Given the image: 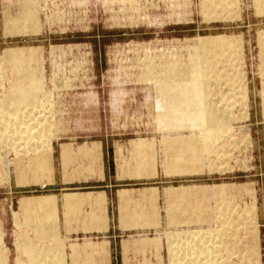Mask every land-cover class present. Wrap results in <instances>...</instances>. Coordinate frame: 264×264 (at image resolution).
Listing matches in <instances>:
<instances>
[{"label": "rangeland", "instance_id": "374dc122", "mask_svg": "<svg viewBox=\"0 0 264 264\" xmlns=\"http://www.w3.org/2000/svg\"><path fill=\"white\" fill-rule=\"evenodd\" d=\"M255 1L237 0L234 3V0H228L220 8L212 7L211 3L205 10V0H0V105L4 99L3 94H7L12 86L14 91V86H33L41 82V91L45 96L37 98L36 105L39 106L37 109L40 113H37L36 118L40 116V124H45L50 131L51 140L59 139L54 147L57 175L55 184H48L46 179L23 184L13 181L12 184H7L4 171L0 170V264H69L68 240L82 242L85 238L96 240L113 235L116 238L129 236L140 241L152 237L169 241L170 233L188 236L189 233L200 230L218 232L223 227L227 231L223 243H217L214 238L212 239L217 244L211 241V244H215L214 249L218 250L216 254L222 259H219L221 263L217 256L215 264H243L244 261V264H264V50L259 42L264 39V5L260 4L258 7ZM14 21L18 23L13 25ZM25 26L27 28L23 30ZM221 36L226 40L228 38L230 44L225 40V48H218L219 55L213 56L214 58L210 56V67L217 69L214 72L215 69L211 68L209 78L223 79L224 75L231 74L233 79L234 74L235 78L244 74L243 86L248 91L250 119L246 122L238 119L239 122L231 123L234 135L228 140L233 145L229 144L228 149L221 151L228 140H220L221 146L218 143L216 149H220L221 155L219 152L217 156L210 157V160L206 155L202 165L198 164L199 167L196 164L198 162L191 161L193 164H190L187 161L186 165H189L180 167V172L176 169V173L171 172V169L179 167L171 168L175 146H164L165 140L177 136L196 137L197 134H193L188 128H181L179 132L173 130L171 133L168 129L161 128L165 122L161 123L159 117L162 110L159 105L162 98L160 96L163 94L158 84L166 80H180L170 70L192 69V64L196 61L192 56L195 54L194 46L197 41ZM13 50L32 53L25 57L30 61L24 59V64L21 65L24 69L29 68L28 71L23 69L19 78L16 64L3 59L5 54ZM222 57L225 60L219 61L218 58ZM231 62L232 65L226 68ZM234 65L237 69L231 71ZM31 79L37 82L32 84ZM220 83V97L231 104L229 109L239 117L244 108L240 107L237 87L230 90L222 81ZM24 108L18 107V113ZM10 117L9 120L12 121L13 116ZM103 139H109L110 142H131L137 139L148 142V149L151 148L153 153L149 150L151 154L134 158L136 178L130 182L132 186L158 187L161 190L194 186L196 191L191 192V195L180 193V198L171 201L172 204L182 202L174 205L175 210L172 205L168 208L170 200H165L164 205L161 203V209L167 216L163 213L164 224L159 226H139L109 232H53L51 229L56 228V219L46 209L42 214L48 220L45 218L47 222L44 227L50 231L40 230L42 224L34 221V227L44 234L37 233L39 231H34L35 228L32 231L25 229L27 234H21L19 231L22 228L19 229L16 225L14 213L20 218L25 216L24 211L19 208L22 199L43 198L50 194L63 195L86 189L85 184L62 183L63 167L57 159L58 145ZM1 145L4 147L3 142H0V147ZM230 146L233 148L230 149ZM5 148L10 152L12 160L13 153ZM7 151L4 152L3 159L9 161ZM189 151L191 152L180 153L184 156L193 154V150ZM180 155L174 159L182 156ZM182 157L180 161L184 159ZM11 163L10 161V166ZM2 165H6V162ZM190 165H195V171L192 169L194 172L186 170ZM14 167H8V170L12 171ZM166 168L171 171H166ZM79 178L78 174H74L71 179ZM219 187L222 190L219 191ZM199 188H205V194L198 193ZM210 193L211 196L208 195ZM186 198H189L190 204ZM198 204H202L197 206L201 211H197ZM251 206L254 209L250 210ZM179 219H183L180 225L168 222ZM25 223L28 226L26 220ZM199 234L201 233H198V237ZM31 240H35V244L30 243ZM182 241L184 246L176 247L179 257L177 261L188 264L183 252H190L192 249H187L191 247L187 244L189 242L186 243L184 239ZM182 241H179L180 246L183 245ZM29 243L35 247L34 250H25L30 246ZM171 249L169 248V253ZM30 251H34L33 256H29ZM142 252L143 256L148 254V250ZM172 253L175 251L172 250ZM148 257L143 258V264H172L169 263L170 255L168 258L166 252L158 260ZM33 258H36L37 263L32 261ZM82 261L83 264H91L83 259ZM228 261L230 263H226Z\"/></svg>", "mask_w": 264, "mask_h": 264}, {"label": "bare ground", "instance_id": "6f19581e", "mask_svg": "<svg viewBox=\"0 0 264 264\" xmlns=\"http://www.w3.org/2000/svg\"><path fill=\"white\" fill-rule=\"evenodd\" d=\"M227 1L228 0H212V1L211 0H205V4H203V5L206 6V7H203V8H205V10H206L211 3L213 4L212 7H219L220 8L222 6H225L226 3H228ZM236 2H237V0H234V3H236ZM255 3L259 7L260 4L261 5H264V0H256ZM261 11H260V14H261ZM30 18H31V15H30ZM16 23H18V22H15L14 21L13 25H16ZM26 28H27L26 26L23 27V30L26 29ZM18 30H21V29H18ZM225 40H226V38L224 36H221V37H212V38H206V39H200L199 41H197L195 43L196 45L194 46L195 47V54L192 57L194 59H196V61H194L195 63L192 64L193 65L192 69H189V70L186 69L187 71L186 70L185 71L179 70L178 68L177 69L170 70V71L168 70L170 73H172V75H178L179 77L178 76L177 77L180 80H177L176 82H174L175 80L174 81L171 80L173 82H171L170 80L169 81L166 80V81H161L158 84L159 87H160V92L163 94L162 96H160L162 98L160 100V104L159 105L162 106V110H161V114H159V117H160L161 123L162 122H165V124H163V125L161 124L162 126L160 125L161 128L163 127L165 129H168L170 133L173 130H177L179 132V130L181 128H188L193 134L194 133L197 134L196 137L193 135L194 138H193V136L190 135L191 137L179 136V137L174 138V139L171 138V137H170L171 139L170 138H169V140L167 139L168 140V143L169 142L171 143V144L169 143L170 145L176 146L174 148L173 152H172V156L175 154L174 156L177 157L181 153H187V151L188 152H191L189 150H193V154H191V153H190V155L189 154L188 155L185 154V156L181 154L184 157V159H181V161L179 160L182 157L181 155H180L181 157H178L177 159H174L175 158L174 157L172 159L174 161H172L173 162V165L171 164V166H172L171 168H173V166L174 167L177 166L179 168H176V167L173 168V169L170 168L172 170V171L170 170L171 172H173V171L175 172L174 169L179 170L178 172H180L181 171L180 167L181 168L182 167H185L186 163H188L189 161H190L189 162L190 164L192 163L191 161L198 162L196 164H197V167H199L198 164L199 165L200 164L202 165L203 159H204V157L206 155L209 157V160H210V157L217 156L219 154V152H220V149H218L219 151L216 149V146L218 145L219 141L222 140V139H224V138L227 141L230 138L232 139V136L234 135V134H232L231 123L233 121L234 122L238 121V119H239V121H242L243 120L245 122L246 121H249V119H250L249 118V111H248L249 110V107H248V103H247V101H248L247 100L248 99V97H247L248 91H247V88H245V85L243 86V80L245 79V75L244 74H241V75L238 76V78H235V74H234L233 75V77H234L233 79H232V75L231 74H226L224 76L222 75L223 76V79H221L219 77H218V79L216 77L209 78V77H211V75L209 73V72H211V68L212 69H215L214 72H216V69H217L216 66H215L216 68H214L213 66L210 67V64H211V63L209 64L210 56L212 58H214V57H216L217 54L219 55L218 48L219 47L225 48L224 47V46H226V43L225 42L228 40V38H227L226 41ZM259 42L261 43V46L263 47V50H264V39H260ZM227 43L230 44L228 41H227ZM220 53L223 54V52H220ZM26 54H29V55H26ZM30 55H32V53H30V52L27 53L25 50H13V51L5 54V56H4L3 59L7 60L8 62H11V63L16 64L15 66H17V67H15V69L17 68V73H18V78H19V75L22 74V71L24 69L21 65L24 64V59L30 61V59L25 58V57L30 56ZM218 59H219V61H224L225 60V57H222L221 59L218 58ZM216 60L217 59H215V61ZM226 60H228V59H226ZM28 63H26V64H28ZM216 64L217 63H215V65ZM230 65H232V62H231V64L229 63V65H226L225 67L228 68L227 66H230ZM234 68L237 69L235 67V65H234V67L231 68V71H234L235 70ZM28 69L29 68H26L24 70L27 72ZM221 69H223V68H221ZM228 72H230V71L228 70ZM167 74H169V73L167 72ZM15 75H17V74H15ZM32 78H34V77H32ZM166 79H168V78H166ZM170 79H172V78H170ZM221 81H222V84L224 83V86H228L230 88V90H231V88H233L234 90H235L236 87L238 88V90L236 88V91L240 95L239 96L240 97V102L239 103L241 104L240 107H243L244 108L243 109L244 112H242L239 117H236L232 113V110H230L231 109V104H229L228 102H225V99L222 100L223 97L222 98L220 97V92H221L220 91V88L221 87L219 88V86L221 84L220 83ZM31 82H32V84H34L35 80L33 79ZM15 83H16V81H15ZM15 83H13V84L15 85ZM38 83L39 82H37V85H33V86L29 85V86H26V87L14 86V88H15L14 91H13V86H12L10 88V91L7 92V94L6 93L3 94L4 95V99L1 101L2 103L0 105V108H1L0 109V111H1V114H0V116H1V118H0V126L2 125L3 132L0 133V142L1 143L3 142L4 147H7L11 152L13 151V153L15 154V156H17V157H15L17 159L14 162L11 163V166H15L12 171L8 170V167L9 168L11 167L10 166V161H6V165H2L1 164L2 165L1 166L2 167V171H4V174H5V180L8 183H11L12 182V180H13V174L16 175L17 182L20 181V179L23 176L24 177L27 176V175L25 176V174H27V172L29 173V169H30V171H32V170L39 171L42 175H43V172H45L46 170H49V171L51 170L50 158L47 157V159H46V155H44L45 154L44 152L46 150L48 152L50 150V148H51V141L52 140L50 138V131H48V129L45 127V124L44 125H43V123L40 124V120H39V117L40 116H38V119L36 118L37 113H40V111L37 109L39 107V106H37L38 104L36 102L37 101V98L39 96H42V97L45 96V94H43V92H42L43 90L41 89V87H43L40 84L41 82L39 83L40 86H38ZM262 88H263L262 89V94H263L262 95L263 96L262 99H263V103H264V84H263V87ZM212 93H213V95H211ZM231 97H233V96H231ZM239 103H237V104H239ZM10 105L11 106L13 105L14 107L11 108ZM20 106H23V108L24 107L25 108L22 109V112L18 113V111L20 109L18 110L17 108L20 107ZM232 107H234V106H232ZM6 108H8V109H6ZM14 109H16V110H14ZM25 109H26V111L24 112ZM10 115L13 116V120L12 121H10L11 120ZM14 116H17V117H14ZM14 120H15V122H13ZM7 121H9V122H7ZM9 123L11 124V126H9ZM246 132H247L246 133V135H247L248 134V131H246ZM174 143H177V145H174ZM164 144H165V142H164ZM169 144H168V148H169ZM229 144L230 143H229V140H228V144H226L225 146L222 145V146H224V147H222L224 150H221V151H225V148L228 149L229 148ZM219 145H220V143H219ZM141 146H142V144H141ZM231 148H233V147L230 146V149ZM137 149H139V148H137ZM146 149H147V147H146ZM185 149H186V151H184ZM152 153H153V151H152ZM221 153L222 152H220V155H221ZM166 154H167V152H166ZM186 156L188 158H185ZM2 158H0V159H2ZM25 161H26V165L24 166L23 164H24ZM166 163L167 162H165L164 165L167 167ZM175 163H176V165H174ZM12 164H16V165H12ZM187 165H189V164H187ZM195 165H193V167ZM168 167H170V166H168ZM193 167L190 165V166L187 167L188 169L186 168V170H190V171H193L194 170L195 171L196 168L194 169ZM44 168L46 170H44ZM138 170H140V169H138ZM182 170L184 171L185 168L182 169ZM166 171H169L168 168H166ZM190 171H188V172H190ZM185 189L187 190V188H185ZM192 189H194V188H191V190ZM177 190L178 189H176V190H172L171 189L170 191H172V192L174 191L175 192ZM220 190H222V188H220L219 191ZM182 191H184V189ZM192 191H195V190H192ZM197 191L200 194H205L204 191H206V189L205 188H199V190H197ZM174 192H173V194H174ZM178 192L180 193V191H178ZM186 192H188V190ZM167 193H169V190H168ZM184 194H187V193H184ZM189 194L191 195L192 193L189 192ZM166 195H168V194H166ZM170 195H172V193ZM208 195L211 196L212 194L210 193ZM75 196H76V197H74L75 199L76 198H79L80 201H81L82 197L80 198L79 195H78L79 197H77V195H75ZM197 196H198V193H197ZM188 197L190 198V196H188ZM189 198H186V199H188V201H189ZM51 200H53V203H54V200L55 199L53 198ZM69 200L67 199L68 202H69ZM76 200L78 201V199H76ZM76 200H73V204H74V201L76 202ZM190 200H192V199L190 198ZM43 201L44 202L42 203V206H40V210H44V208L46 209V207L47 208L49 207V199L48 198H45ZM188 201L186 200L185 202L187 203ZM82 202H79V203L76 202V203H78L80 205ZM169 203H170V205L173 206V207L172 206L171 207H172V209L174 208V210L176 209V207H175L176 205L182 204V202L180 204L179 203L178 204H172L173 202H171V201ZM190 203L191 202L189 201V204ZM31 204L32 203H30L29 201L28 202L25 201V202L22 203V209L26 211V214H28L30 211L31 212L34 211V208H33L34 205H31ZM189 204H187V205H189ZM199 204L196 205V207L197 206H202V204L201 205H199ZM170 205H168V206H170ZM72 206H73V209L75 210V208H74L75 204L72 205ZM142 206H144V205H142ZM138 208H136V209H138ZM199 208H198L197 211L200 210ZM252 208L254 209V207L251 206V209L250 210H252ZM55 209L52 210V208H51V210H50L51 213L50 214H52V213L54 214ZM144 209H145V207H144ZM144 209L140 208V210L137 211V212H139V213H140V211L141 212H144ZM218 209H219V207H218ZM134 212H136V210ZM139 213H138V215H139ZM146 213L147 212L145 211L144 214H146ZM172 213H174V212H172ZM38 214H36V216L34 215L33 218L30 217L29 219L28 218L26 219L28 226L30 224L34 226V224H35L34 221H36L39 218L37 216ZM45 216L46 215H44L43 218H45ZM55 216L56 215H54V218H55ZM141 216L139 215L138 218H140ZM152 216H154V215H152ZM123 217H124V215H123ZM35 218H37V219H35ZM219 218H221V217H219ZM84 219H85V217H84ZM46 220H47V217H46ZM46 220L44 219L45 222L48 221V220L47 221ZM44 221H42V224H43ZM75 221H77V220H75ZM125 221H129V220H125ZM153 221L154 220H152V222ZM173 222H175V221H173ZM173 222H171V223H173ZM176 223H177V221H176ZM143 224H145V223H143ZM152 225L154 226L153 223H152ZM220 226H222V225H220ZM40 227H41V225H40ZM147 227H150V226H147ZM34 231H39V228L36 229V227H35V230ZM215 231L212 230V232H211V231H201L200 230V232L199 231H197V232H191V233H189L188 236H185L183 234L181 235L180 233H170V234H168L169 243H170L169 245L171 246L172 250H174L175 253H176V255H175V253H173V255H172V258H173V259H171L172 260V263L173 264H180L181 263L180 260L177 261L178 258H179L177 256H178V248L179 247L182 248L184 246L183 241H182V239H184V241H186V243L189 242V243H187L188 246L189 245L191 246V247H187V249H190V248L192 249V250H190V252H183V253H185L184 254L185 255V261L187 260L189 262L188 264H212V262H213V264H215L214 261H217V259H216L217 256H218V260L221 259V257L218 254H216V253H218V250H215L214 249V248H216L215 247V244H217L218 242L219 243H221V242L223 243V241H222L223 240V237H225V235H227L226 234L227 231H226V229H224V227L221 230H219L218 232H215ZM39 233H40V231H39ZM198 233H201V234H199L200 235L199 237H198ZM197 237H198V240H197ZM45 238H48V237H45ZM212 238L216 239V242L217 243L215 242V240L213 241ZM156 241H158V240H156ZM156 241H155V243L158 244ZM179 241H182V244H183V245L181 244L182 246H180V242ZM211 241L212 242H215V244H211ZM31 242L35 244V240H31L30 243ZM187 244H185V246ZM208 245H211V246H208ZM176 247H178V248H176ZM218 247H217V249H218ZM34 249H35V247L32 246L31 244H30V246H28V247L25 248V250H34ZM184 249H186V248H184ZM33 252L34 251L28 252L30 254L29 256H33L34 255ZM179 255L181 256V254H179ZM247 255H249V254L247 253ZM257 255H258V253H257ZM214 256H215V259H214ZM89 257H91V256H89ZM193 257H194V259H193ZM182 258H181V261H183ZM246 259H248V258H246ZM35 260H36V258H33L32 259V261L34 263H37ZM221 260H219V261L222 263ZM220 262H218V263L220 264ZM244 262H243V264H244ZM226 263H230V262L228 261ZM248 264H250V263H248ZM256 264H260V262L259 263H256Z\"/></svg>", "mask_w": 264, "mask_h": 264}, {"label": "crops", "instance_id": "0c3cea01", "mask_svg": "<svg viewBox=\"0 0 264 264\" xmlns=\"http://www.w3.org/2000/svg\"><path fill=\"white\" fill-rule=\"evenodd\" d=\"M177 137H171V138L174 139ZM57 140L59 139L57 138ZM57 140L51 141V148L48 152L46 150L47 155L45 153L46 159L47 157L50 158L52 172L51 170L50 171L48 170V172H43L42 175L39 171H35V170L30 171L29 169V173L27 172V174H25V176L26 175L27 176L26 177L23 176L20 179V181L17 182L16 175L13 174L12 182L11 183H8L7 181L5 182L7 184H12L13 181H16V184H23V183H28V181L37 182L40 181V179L41 180L46 179V182L48 184L51 185L55 184L57 180V175H56L55 162H54L55 161L54 147ZM166 140H165V144L168 145L170 143V142L168 143L169 139L167 141ZM146 143L148 142L140 139L133 140L131 142L129 141L110 142L109 139H103L100 141L95 140V141H90L88 143L84 142L79 144L60 143L57 149V153L59 155L57 159L59 160V163L63 167L62 169L63 174L61 177L62 183L73 184L74 182H77L80 184H85L86 189L85 191L65 193L63 195L50 194L49 196H44L43 198L39 196L37 198L22 199L20 204V209L23 210L22 209L23 202L29 201L30 203H32L31 205H34L33 206L34 211L33 212L30 211L28 214H26V211L23 210L25 216L22 218L18 217L17 213H14V219L16 225L18 226L19 229L22 228L19 232L25 235L27 234L25 229H30L32 231L33 230L32 228L35 227L34 226L32 227V225L26 226L25 220L27 218L29 219L30 217L33 218L34 215L36 216V214L38 213L39 214L37 216L39 218L38 219L35 218V219H37L36 221H38L39 223L41 222L40 224H42V221H44V219L46 218V216L45 218H43L44 217L42 215L43 211L48 209L49 207H50L49 210H51V208L52 210L56 208L55 212L53 211L54 214L53 213L51 214V216L53 217L54 215H56L55 216L56 228L51 229V231L53 232L55 231L75 232L76 230H80L84 232H90L92 230H103L109 232L111 230H116V229H133L139 227V225L142 227H147V226L151 227L153 226L152 223L154 224V226L163 225L165 213L161 209V203L162 205H164L165 200L167 202L169 200L174 201L177 197L180 198L179 196L180 193L185 192L189 194V192H194L192 190L196 191V188L194 186L187 187L188 192H186L187 191L185 189L186 187H182V186H180V188H165V190H161L158 187L146 188V187H137L135 185L132 186L130 182L134 181V179L136 178L135 176L136 171L133 166L134 158L136 157L142 158V156H144L143 154L147 156L152 152V151L149 152V150L152 149L151 148L148 149L149 144ZM136 147L139 149H137ZM2 149L4 150L1 151ZM6 151H7L6 148L2 147L1 145L0 158L2 157L5 158L4 152ZM7 152L9 156L8 160L14 162L17 159L15 158L17 156H15L13 152H11L13 153L14 156V158L11 160L12 156L9 151ZM3 158L0 159L1 170H2L1 164L6 162V160H3ZM140 163L141 162H139V167L141 166ZM23 165L24 166L26 165V161L24 162ZM74 174H78L80 178L72 180L71 178L73 177ZM65 187L68 186L66 185ZM191 188L194 189L191 190ZM171 189L172 190L178 189V190L175 192L173 191L174 192L173 194V192L170 191ZM181 189L182 190L184 189V191H182ZM168 190L169 193H167ZM178 191H180V193ZM171 193L172 195H170ZM75 195H77V197L80 196V198L82 197L81 201L79 198H76L78 199L77 201L74 198L76 197ZM45 198L49 199V207L48 208L46 207V209L44 208V210H40V206H42V203L44 202L43 200ZM50 198L55 199L54 203L53 200H51ZM67 199L68 200L70 199L69 202L67 201ZM73 200H76V202L78 203L83 201L80 205L74 201L75 204L74 208L76 211L73 209L72 206L74 205ZM144 207L146 210L144 209ZM140 208L144 209V212L146 211L147 213L144 214V212L140 211L141 213L140 214L139 212H137L140 210ZM135 210L136 212H134ZM138 213L140 216L142 215L143 217L141 216L140 218H138L139 216ZM165 216H167V214ZM125 220H129V221H125ZM152 220L154 221L152 222ZM173 221L175 220L172 221L168 220L169 223ZM176 221L173 223L180 224L182 222V220L181 222L180 220L177 221V223ZM43 224L44 225L46 224L45 221L43 222ZM43 224L41 225L40 230L44 232H49L50 229L45 228ZM44 232H40V234H44ZM110 236L111 237H106L96 240L95 238H90V239L85 238L82 239V242L77 241L76 239L71 241L68 240L67 247H68L69 264H78V263L83 264L82 259L88 261L91 264H143L142 263L143 258L149 256L148 258H157L158 260V258L164 257L165 252L168 258L170 255L169 263L170 261L172 262L171 260L173 254L172 249L171 246L169 245L170 244L169 241L167 242L166 239H158L157 237H152L151 239L148 240L144 239L140 241L139 239L135 240L133 237H129V236L127 238H116L113 235ZM155 241L158 244H156ZM169 248L171 249V253H169ZM142 250L143 251L148 250V254L143 256Z\"/></svg>", "mask_w": 264, "mask_h": 264}]
</instances>
